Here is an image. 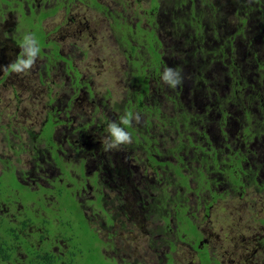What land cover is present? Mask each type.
I'll return each instance as SVG.
<instances>
[{"label":"rangeland","instance_id":"rangeland-1","mask_svg":"<svg viewBox=\"0 0 264 264\" xmlns=\"http://www.w3.org/2000/svg\"><path fill=\"white\" fill-rule=\"evenodd\" d=\"M23 1L34 0H0V173L8 159L15 168L27 173L25 183L33 188L67 182L60 177L64 173L66 177L75 176L78 181L70 182L78 189L85 183L87 189L79 190L82 193L78 198L83 200L92 226L105 242L106 255L116 264H167L168 255H172L174 264H201L199 252L193 246V233H188L174 216L184 207L202 232L201 245L207 246L214 260L221 264H264V80L256 86L255 69L251 68L253 62L258 68L256 60L264 64V29L261 40H252L253 44L248 45L253 32H259L258 24L263 23L264 17L250 16L239 33L241 17L250 11L247 2L251 1L219 2V13L207 10L208 25L204 17V32L198 33L199 10L188 8L189 13L184 15L194 21L192 25L186 21L183 27L175 29L174 18L168 17L170 22L164 21L160 26L159 13L155 20L150 10L152 0H99L111 14L93 6L94 0H35L56 9L41 27L38 16L42 10L28 15L35 7H31V12L27 9L28 13L19 10ZM167 1H158L162 16L168 13ZM170 7L169 11L174 10L175 4ZM229 12L228 22L225 15ZM156 25L159 42L155 45L161 47L162 53L158 70L153 55L145 48L147 35L141 32ZM214 27L219 29V37ZM191 35L196 40L189 47L183 39ZM228 35L235 49L234 62L243 65L236 80L229 73L216 78L215 68L221 66L229 72L228 66L232 65V61L220 59L216 46ZM198 41L206 43L205 51L210 55L199 52L196 58L192 54ZM131 45L138 47V57L132 55ZM56 49L62 57H56ZM252 51L258 53V58H254ZM247 53L253 62L244 59ZM144 67L151 74L146 80L142 78ZM168 69L172 70L170 79L178 80L174 85L163 79ZM204 83H208L206 87ZM198 100L213 118L199 107ZM220 110L227 113V124ZM50 114L54 115L56 125L53 139L58 150L65 152L59 153L62 166L52 159L54 147L51 153L38 140ZM185 114L194 116V122L188 126ZM178 126L184 136L178 135ZM246 126L257 134L238 152L242 158L249 143V151L244 153L248 162L238 171L240 177L235 183L233 169L223 170L229 167L222 161L230 151L223 152L222 158L219 156L220 170L213 163L208 169V164L193 150L180 151L181 141L192 144L187 135L204 134L216 147L228 143L232 151H237ZM245 134L250 139L247 128ZM196 145L205 154L215 155L212 147ZM159 146L168 160L153 165L154 155L162 152ZM81 158L85 160L86 177L80 172L84 167ZM111 159L119 162L120 173L113 176L114 181L104 175L112 171ZM230 159L234 161L235 155H230ZM185 165L188 170L182 171L189 176V187L184 186L187 176H182V185L169 170ZM40 167L44 176L36 174ZM97 167L102 171L97 182L106 201L105 209L89 204L96 196L92 176ZM144 179L155 184L153 193L148 192L151 186ZM175 180L176 185L171 183ZM139 191L141 197H137ZM46 197V205L54 207V194L48 192ZM126 197L132 200L127 202ZM37 202L30 205L36 207ZM23 207L18 204L15 213L22 212ZM2 210L0 214L8 212L6 208ZM35 211L45 214L40 207ZM23 212L35 223L31 225V235H41L43 230L36 227L41 226V220L33 216V209ZM170 214L173 215L167 220ZM49 227L51 239L56 227ZM22 241L27 239L22 237ZM56 241L64 251H71L68 242L60 237ZM49 246L46 240L43 249ZM83 255L86 258L77 264H86L89 256Z\"/></svg>","mask_w":264,"mask_h":264},{"label":"trees","instance_id":"trees-1","mask_svg":"<svg viewBox=\"0 0 264 264\" xmlns=\"http://www.w3.org/2000/svg\"><path fill=\"white\" fill-rule=\"evenodd\" d=\"M159 0H152V7L150 8L151 11H153V17L157 18V14L160 12L159 11ZM223 0H168L167 4L171 6V3L175 4V7H183L186 5L191 4V8L194 10H199V18H196L197 22L199 23L197 25V31L201 32V30L205 29L204 26V17L206 16V14L208 13L207 10H212V12L210 11L211 14L213 13H219L220 7L219 2L222 3ZM234 1V0H232ZM240 1V0H239ZM251 2L248 3V7H249V12H244V16H240L241 17V26H240V32H242L245 27L247 26L246 22L249 20L250 16L253 17V15H255V8L256 5L258 6V10L260 12H262L263 17H264V0H250ZM235 2V1H234ZM93 6H95L96 8H98L100 11L105 10V6L97 0H94L91 3ZM223 4V3H222ZM167 6V7H170ZM246 7V8H248ZM198 8V9H197ZM171 9V7L169 8ZM56 11V9H49L47 8L45 5L42 6V12L39 14L38 16V22H39V27H41L43 21L50 16V14H53ZM174 11V10H172ZM188 12H186V14H188ZM184 15L180 16L177 15V18H181ZM225 18H227V21L229 22L230 20V12L227 13L225 15ZM187 22L190 23V25L194 24V21L192 19L187 20ZM174 23V22H173ZM175 24V23H174ZM182 24V23H181ZM163 25V23H162ZM205 25L207 27V19L205 17ZM128 26V25H127ZM157 26H152L151 29H147L144 31H141L142 33H144V35H147V45H145V48H148V51L153 55L154 57V64L156 70L158 64L160 63V61H162V53L160 51L161 47L160 46H156L155 43L159 42V37L157 35L156 29ZM119 27V25H118ZM250 27V26H249ZM252 27H255L252 26ZM215 28V35L216 37H219L220 35V31L218 28ZM251 28V27H250ZM259 28V32H257L258 30L254 31L253 34L255 33L254 37L250 39V42L248 43V45H252L253 42L252 40L255 41H260L261 40V35L263 33V29H264V23L262 25H260ZM196 30V28H195ZM209 31V30H208ZM46 34V33H45ZM47 36V34H46ZM192 38H194L193 35L191 36H187L186 40L187 41V45L190 47L192 46ZM46 38H44L43 40H45ZM229 40V35L227 36V40L223 41V42H219L216 44V46H218V53L221 54L220 59L221 60H230L232 61V65L228 66L230 71L227 72L223 67L221 68V66H218L217 68H215V72L218 73L216 74V78H221L223 77V75L225 73H229L234 77V80L237 79L238 75L241 74L243 68H242V64L241 63H235V49L233 46V41L229 40V43H227ZM43 43V42H42ZM199 45H193V48H196V50H192V54L197 58L199 52H201L202 54H209V52L205 51L207 49L208 46H206L205 42L201 41L199 42ZM45 46L48 45V43H44ZM241 45V44H239ZM205 46V47H204ZM244 46V45H243ZM254 47V46H252ZM131 51H132V55L134 56V54H136L138 47L137 46H130ZM58 49V47H57ZM56 49V57L60 58L62 57V55L59 53V51ZM218 53H216L218 55ZM251 54H254V58H258V53L255 51L250 52ZM248 55V53H247ZM136 56L138 57L139 55L136 54ZM249 57V56H248ZM138 59V58H137ZM133 60V59H132ZM250 60V59H249ZM248 58H246V61H249ZM252 61V60H250ZM258 62V68H255L254 66V62L251 68L255 69L253 74L255 73L257 78L260 79L262 84V80H264V71L263 67L264 64L258 60H256ZM245 63V62H242ZM146 68H143V77L144 80L149 79V75H151L150 73H147ZM207 69V68H205ZM208 71V70H207ZM205 74H207V72H205ZM248 74L250 75V71L248 72ZM202 78L204 77L203 75H201ZM237 76V77H236ZM205 80V78H204ZM255 81V80H254ZM255 85L258 86V82L255 81ZM254 88V86H252ZM148 90V89H147ZM262 91V90H261ZM260 94H262V92H260ZM262 96V95H261ZM142 102V101H140ZM143 106V105H141ZM143 107H146V105H144ZM224 112V111H223ZM224 114H227L226 112H224ZM55 120L51 117L48 118V120L45 122L41 133L38 136V140L42 143H44L46 145L47 148L50 149L51 151V147L53 148V154L52 159L56 160V162H58L59 166H62V160L59 155L58 152V148L56 146V143L53 139L54 137V131L56 128L55 125ZM189 120L185 119V124L186 126H188L189 124ZM221 127L224 131V127L221 124ZM249 130L250 133V137H254L257 134V131H254L251 129L250 126H246L245 129ZM134 133H136V129L134 130ZM245 133V132H244ZM245 136H247L245 134ZM244 136V137H245ZM246 140L248 141V138H246ZM193 140H191L190 142L192 143ZM209 143H213L212 139H209ZM200 146H202V144L199 143ZM249 143H248V148L244 151H242L243 153L248 152L249 151ZM207 148V146H205ZM216 152L215 155H207L204 153L203 156V160L206 165L207 168L209 169L210 165L209 164H214L215 167L218 168V166L220 165L221 161L218 160L217 158V152L220 151L221 149H217L215 146H211ZM161 150V147H158ZM241 149L239 148V151ZM162 151V150H161ZM52 153V151H51ZM169 153V152H168ZM170 154V153H169ZM238 152L235 154L237 155ZM232 155V154H230ZM229 155V157H230ZM159 156H162L164 158L158 159L156 156L153 157V161L152 164L153 165H159L160 163L165 164V161L168 160V156H165L163 151L161 152V154H159ZM244 157H246V155L243 154V157L241 158L244 159ZM212 158L215 159V161L211 160ZM183 160V159H182ZM182 160L180 159L179 162L181 163ZM82 163H85V160L81 158ZM231 161V159H230ZM227 161L226 159H223L222 162H230ZM8 162V163H7ZM202 162V161H201ZM216 162V164H215ZM5 166L4 169L1 171L0 173V199H4V201H8L11 199H14L13 197L17 198V199H21L22 202L24 203L25 209L26 208H30L33 209V216L36 217L37 221H40V225L41 226H36L37 228H43V231L45 232L46 236H49L48 233H50L49 229L52 225H54L56 227L55 230H53L54 232V236L55 237H60L62 238L65 242H68L67 244L69 246H71V251H69V253L65 256V254L60 253V251H54V250H50L48 249L46 252H44L46 249H40L39 252H35V250L31 247L29 248V255L26 257V259L23 260V262H21L22 264L24 262H29L30 264H77L80 260H83L85 255L83 254H88V258H87V262L86 264H116L117 262L110 259L109 257H107L106 253H105V242L102 240L100 233L97 231L96 227L92 226L90 217L87 214V210L83 205V200L78 198V193H81L78 189H77V185H72L69 186V184L67 182H64L62 184H58L56 186L55 189L51 190L48 188H45L44 186H41L40 188H33L30 185H27L26 182V172H22V171H18L17 168H15V166L12 165V162L9 161L8 159L6 161H4ZM183 168H187V165L185 166H178V169L176 171V173H180V171ZM84 176L86 177L85 173H83ZM96 174V176H95ZM99 175V172H94L93 176L94 177V181L93 185L96 188V196L94 200H89L87 199V203L88 201L92 202L89 204H95L96 207L99 209H105L104 206H106V201L105 199H103V196L100 195V187H99V183L97 182V179ZM205 175V173H204ZM21 176V178H20ZM83 187H86L85 183H82ZM87 189V187H86ZM47 191H54V196L56 197V200L52 201V203L54 204V207H49L46 205V196L44 195L45 192ZM99 192V193H98ZM38 201L37 202V206L33 207L31 204V202L34 201ZM130 204H134V203H130ZM140 204L145 205L142 201L140 202ZM121 206H123V203L121 204ZM42 208V210H45V214H41L40 211L36 212L35 210L37 208ZM54 208H56L57 210L55 211ZM49 209L50 211L47 212L46 210ZM180 212H177L174 216L181 222V226H183L186 231L189 233H194L197 239V244H196V248H198L200 250V252L202 253L201 250L205 249L206 253V257L208 258V260L212 261L214 260V258H211L209 256V254L207 253V248L206 246L204 248H202L201 245V241H202V232L199 228V226L194 222V220L191 218L190 214L187 213V208L184 207L183 209L181 208ZM173 214H170L169 217H167L166 219L169 220V218H171ZM192 216L194 217V214H192ZM33 224V220H30ZM2 225L4 226H0V248H4L8 243L9 239H6V237H13V232L14 229L11 228V226H9V223H2ZM6 225V226H5ZM189 227V228H188ZM15 233V232H14ZM21 236V234L19 235ZM28 244V243H27ZM107 250V249H106ZM16 249L15 247L13 248H9V249H2L3 252V259H11L12 256L14 255ZM27 253V252H26ZM82 258V259H81ZM86 258V257H85ZM208 260L205 262V264H210L208 263ZM167 264H174V259L172 257V255H168V260H167ZM217 264H221L217 261Z\"/></svg>","mask_w":264,"mask_h":264},{"label":"flooded vegetation","instance_id":"flooded-vegetation-1","mask_svg":"<svg viewBox=\"0 0 264 264\" xmlns=\"http://www.w3.org/2000/svg\"><path fill=\"white\" fill-rule=\"evenodd\" d=\"M97 1H99V0H97ZM93 2V1H92ZM103 4V3H102ZM104 5V4H103ZM32 6H34L35 7V10H34V12H32V13H28V11H27V9L28 10H30V12H31V7ZM42 6L43 5H41V3H36V1L34 0V1H32V3H29L28 1H23L22 3H21V5H20V7H18V9L19 10H25V12L26 13H28V15L29 14H31V15H33V14H35V15H37V14H39V12H40V10H42ZM105 6V10H103V12H109V14H111V11L109 10V8L106 6V5H104ZM192 6H191V4H189V5H186V6H183V7H175V9H174V11H169V8L170 7H168V13H164V15L162 16V5H160L159 6V11L158 12H160L159 13V17H158V21L160 22V26H162V23H164V21H166L167 23H169L170 21L168 20V19H170V18H174V20H173V22L175 23V26H174V28L175 29H179V27L181 28V27H183L185 24H187L186 23V18H185V16H183V17H181V18H177L176 16L177 15H180V16H182V15H187L186 14V12H188V8H191ZM50 9V8H49ZM181 9V10H180ZM198 9V8H197ZM255 10H257V11H255V15H259V14H261L262 16H263V14H262V12H260L259 10H258V6L256 5V8H255ZM189 11H190V9H189ZM169 17V18H168ZM168 18V19H167ZM182 23V24H181ZM263 23H264V20H263ZM263 23H260V24H258V27H260V25H262ZM257 25H255V27H256ZM194 40H196L195 38H192V42L194 41ZM230 40V39H229ZM187 41L188 40H186V37L183 39V44H186L187 43ZM200 43H199V41H198V45H199ZM135 46V45H134ZM249 55H245L244 57V59L246 60V58H249V59H251L250 57H248ZM251 60H253V59H251ZM254 61V60H253ZM262 71H264V70H262ZM253 78H254V80L256 81V82H258V83H261V81H260V79L259 78H257V76H256V74L254 73L253 74ZM202 81H205L204 80V77L202 78ZM207 84L208 83H204V86L203 87H206L207 86ZM82 86H83V83H82ZM202 87V88H203ZM260 92L261 91H259L258 92V94L261 96L262 94H260ZM172 99V98H171ZM263 99V98H262ZM198 103H199V107L203 110V111H205V112H208L209 113V115H208V117H214V116H212L211 115V113L207 110V108L205 107V105L203 104V103H201V101L200 100H198ZM258 103V102H257ZM192 113V112H191ZM219 114L220 115H223V118H224V124H227V117H228V115L227 114H224V112H223V110H220L219 111ZM50 117L51 118H54V115L52 114H50ZM184 118L185 119H187V120H189L190 122H189V124L190 123H192V122H194V116H193V114H190L189 116L187 115V114H185L184 115ZM54 120H55V118H54ZM165 123H166V125H167V123H168V120L166 119L165 120ZM224 127V126H223ZM224 133H226L225 132V130L223 131ZM245 128H244V130L242 131V133H241V135H242V141H241V145H240V149H241V147L244 145V143L247 141L246 140V138H248L247 136H245ZM54 133H55V131H54ZM177 133H178V135L180 136V135H183L184 136V133L183 132H181L180 130H179V126H178V128H177ZM187 136H189L190 137V140L189 141H191V140H193L192 141V144H191V146H189V145H187L186 144V142L185 141H181V147H180V151H182V152H187L188 150H193L196 154H199L200 155V158H202L203 159V156H204V152H202L201 150H199V149H197V147L196 146H198V145H196V144H199L200 142H198L199 140H203L202 141V143H200V144H202V145H204V146H207V148H209V147H211V146H215L214 145V142L213 143H209V139H208V137L204 134V135H187ZM245 136V137H244ZM195 137H198L199 139H196ZM253 139V136L252 137H250V139H248V141H249V143H250V141ZM189 141H188V143H189ZM197 141V142H196ZM68 142H69V140H68ZM69 145L70 146H72L71 145V143H69ZM216 147V146H215ZM245 147V146H244ZM217 149H219L218 147H216ZM221 150L220 151H218L217 152V158H218V160H220L219 159V156H221V158H222V155H223V152L224 153H228L229 151H230V153L229 154H232V155H235L237 152H239V149L237 150V151H232L231 150V145L230 144H226L224 147H222V148H220ZM58 152L59 153H61V152H63V153H65L63 150H58ZM243 153V152H242ZM244 154V153H243ZM245 155V154H244ZM154 156H159V155H154ZM183 156V155H182ZM227 157V161H230V157H229V155L228 156H226ZM241 157H243V155H241ZM183 158H184V160H185V157L183 156ZM158 159H160V158H158ZM105 159H103V160H101L100 162H99V164L102 162V161H104ZM112 161H113V163L114 164H112V171H110L109 173H106V174H104L106 177H107V179L109 180V179H112L113 181H114V177L116 176V175H119L118 173H120V172H117V168H118V166H119V162L118 163H115L114 162V160L113 159H111ZM212 160V159H211ZM245 162H248L247 161V158L246 157H244V159H242L241 160V158H240V155L239 154H237V155H235V159H234V161H230V162H227L228 164H229V167L228 168H224L223 170H229V172H231V168L233 169V172H234V176H235V181H232L233 183H235V182H237V178L239 179V177H240V173H238V171L240 170V169H243V168H245L244 167V164H245ZM133 166V165H132ZM183 169H186V170H188L187 168H183ZM218 170H220L219 169V166H218V168H217ZM42 170V167H40V169L39 170H37L36 171V174H40L41 176H44L43 174H41L40 173V171ZM169 170H172L173 171V173L175 174V177H176V179L177 178H179V180H178V183H181L182 185H184L183 183H182V176L183 175H185V176H187V178H188V182H187V184L186 185H184V186H186V187H189V176L185 173V172H183L182 170L180 171V173H176V171H177V169H174V168H171V169H169ZM19 171V170H18ZM143 171V170H142ZM141 171V172H142ZM64 172V171H63ZM82 174L83 173H85V175L87 174V172H86V169H85V164H84V167L81 169V171H80ZM96 172H99V173H101L102 171H100L99 169H98V167H97V170H96ZM75 173H77V174H79V175H81L80 173H78V172H75ZM242 173H246L247 174V172L245 171V170H242ZM30 175H32V174H30ZM114 176V177H113ZM204 176H206V174L204 175ZM29 176H27L26 178H28ZM61 178H64V179H66V181L67 182H69L71 185H74L72 182H70L71 181V179H75L74 177L75 176H69V177H66L65 176V173H64V176H60ZM85 177V176H84ZM101 175H98V178L99 179H101ZM20 178H21V176H20ZM200 178H201V176H200ZM205 178V177H204ZM81 179V178H80ZM139 179H142V178H139ZM56 180H57V178H56ZM76 181H78L77 179H75ZM82 180V179H81ZM97 181H98V179H97ZM143 181H145V182H147V183H150V181L148 180H146V179H144ZM38 182V181H37ZM154 182V181H153ZM171 183L172 184H175L176 185V183H177V180H175V181H171ZM59 183H55L54 185H53V183H52V186H54V187H50V188H48V189H51V190H53V189H55L56 188V186L58 185ZM150 186H151V188L149 189V191L148 192H154V188L156 187L155 186V184H151L150 183ZM133 188V187H132ZM131 188V189H132ZM78 189V188H77ZM82 189H86V187H82V188H80V189H78V190H82ZM48 192H50V191H47V192H45L44 193V195L46 196V194L48 193ZM81 192V191H80ZM100 192V191H99ZM98 192V193H99ZM52 193L54 194V191H52ZM82 193V192H81ZM79 194V193H78ZM56 197L57 196H55V200H56ZM137 197H141V194H140V191L138 192V196ZM148 197H151V194L148 196ZM14 199H11V200H8V201H4V199H0V212H2L3 210H2V208H6L7 210H8V212L7 213H5V214H0V225L2 224V223H9V226H11V228L12 229H14V232H13V237H6V239H9V241H8V243L9 244H7L4 248H0V264H22L21 262H23V260L24 259H26V257L29 255V253H30V251H29V248L28 247H32L34 250H35V252H39L40 251V249H43V246H44V243H46V240H49V242H50V246H49V248H47L44 252H46L48 249H50V250H54V251H57L56 250V248L58 249V251H60V253H63V254H65V256L69 253V251H64V249L62 248V246H59V245H57V241H56V239L58 238V237H53V238H49V236H46L45 235V232L44 231H42V233H41V235H39L38 236V233L37 232H35L34 234H32L31 235V230L33 229V227H31V225H33V223L29 220V219H27V216H26V212H23L24 210H25V206H24V204L22 203L21 204V202H22V200L21 199H17V198H15V197H13ZM46 199H47V197H46ZM126 199V201L127 202H129L130 200H132V199H130V198H128V197H126L125 198ZM18 204H20L21 206H24L23 207V211L21 212H18V214H16L15 213V208H16V211H17V206H18ZM20 219V220H19ZM21 221V222H20ZM21 223V226H19L18 225V223ZM35 224V223H34ZM189 228V227H188ZM39 229H41V228H39ZM41 230H43V228L41 229ZM21 234V236H19ZM35 235V239L33 238V236ZM22 237H24V238H26L27 239V241L26 242H23L22 241ZM193 237H194V243H193V246L195 247L196 246V244H197V239H196V236H195V234L193 233ZM201 242H203V240L201 241ZM28 243V244H27ZM57 245V246H56ZM66 245H67V243H66ZM202 248H204L206 245H200ZM13 247H15V249H16V251H15V253H14V255L12 256V258L11 259H3V252H2V249H9V248H13ZM206 248H207V246H206ZM197 249V251L199 252V255H200V257H201V264H205V262L208 260V258L206 257V253H203V252H205V249H203V250H201L202 251V253L200 252V250L198 249V248H196ZM207 253L209 254V250H208V248H207ZM27 252V253H26ZM209 256H210V254H209ZM107 257H109V256H107ZM211 257V256H210ZM110 258V257H109ZM211 258H213V257H211ZM219 262V261H218ZM208 263H210V264H217V261L216 260H212V261H210V260H208ZM220 263V262H219Z\"/></svg>","mask_w":264,"mask_h":264},{"label":"clouds","instance_id":"clouds-1","mask_svg":"<svg viewBox=\"0 0 264 264\" xmlns=\"http://www.w3.org/2000/svg\"><path fill=\"white\" fill-rule=\"evenodd\" d=\"M171 71H172L171 69L166 70V73H165L163 79L166 83H170V84L174 85L178 82V80L170 79Z\"/></svg>","mask_w":264,"mask_h":264}]
</instances>
